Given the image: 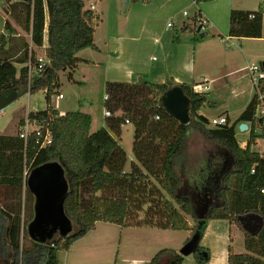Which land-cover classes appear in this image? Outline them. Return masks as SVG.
Wrapping results in <instances>:
<instances>
[{"label": "trees", "instance_id": "trees-1", "mask_svg": "<svg viewBox=\"0 0 264 264\" xmlns=\"http://www.w3.org/2000/svg\"><path fill=\"white\" fill-rule=\"evenodd\" d=\"M2 1L7 4L10 18L5 21V32L0 33V94L16 90L20 96L30 86V93L45 91L47 105L28 113L29 120L40 126L39 133L31 132L27 139L19 133L0 134V187L13 193L12 205L6 210L0 208L7 219L0 235V264H58L59 249L69 250L98 221L190 230L186 244L196 233L200 241L211 219L228 220L245 232V252H235L229 245L228 264H264V154L253 149L257 140L264 137V114H259L264 108V96L260 98L256 92L236 117L226 116L225 124L210 127L209 119L200 113L210 101L206 93L191 85H178L190 99V121L182 124L164 110L160 100L174 83L107 81L105 105L111 113L106 116L108 128L91 131L89 113L70 110L61 114L52 95L61 85L59 72L68 70L73 78L80 61L77 52L94 46V10L86 7L85 0ZM249 14L231 12V35H261L262 14L253 18ZM40 54L48 60L41 71L36 66ZM29 62L34 67L31 76ZM258 88L264 95V77H260ZM126 119L134 127L135 139L129 171L125 170L128 156L120 143L121 125ZM243 122L249 123L245 147L236 139V130ZM20 124H24V119ZM191 128L222 145L233 159L229 170L228 159L222 160L220 167L212 162L211 176L205 185L210 192L209 201L215 200L203 217L197 212L193 195L181 192L182 178L175 164ZM47 131L52 141L41 146ZM47 162H58L65 171L68 191L64 209L72 229L67 234L57 230L45 242L33 239L24 246L22 202L24 199L31 203L29 222L34 217L35 202L27 179L35 167ZM147 189L153 194V209H158L153 217L145 215L132 220V209L140 210L144 203L140 193ZM251 213L263 218L256 233L245 230L239 219ZM189 217L195 220L194 225ZM185 256L180 250L162 248L148 264H182ZM193 256L198 264H203L209 259V249L198 242Z\"/></svg>", "mask_w": 264, "mask_h": 264}, {"label": "crops", "instance_id": "crops-1", "mask_svg": "<svg viewBox=\"0 0 264 264\" xmlns=\"http://www.w3.org/2000/svg\"><path fill=\"white\" fill-rule=\"evenodd\" d=\"M87 1V7L92 8L96 15L94 46L77 52L80 61L75 72L83 65H91L100 73L101 78L99 79L103 84H106L107 81L130 83L147 81L153 83L172 82L175 86L179 84L191 85L196 91L206 93L210 104H206L200 113L206 116L209 121L219 115L236 117L254 96L255 91L250 90L247 95L246 86H242L244 82L246 83V78L243 77L251 80L250 71L247 76L233 78L237 71L243 70L237 67L234 53H236V49H239V52L246 57L247 43L263 38L264 34L262 33L260 36L231 35L230 18L233 10L251 12L255 9L259 13H263L264 17V0H209L199 3L194 0H174L171 4L166 5L172 1L168 0L167 3L160 5L157 10L153 8L151 15L134 21V23H131L127 17L120 20L113 15V21H111L113 24L109 23V25L105 22L100 30V21L104 22L102 16L107 13L104 0H100L99 3L97 0ZM135 1H142L145 4L152 3V0ZM1 2L4 1L0 0ZM5 5L9 19L7 4L5 3ZM186 9H191V15L185 16L183 14ZM198 11L209 20L207 31L206 29L199 31L196 26L194 16ZM250 15L255 16V13H250L248 17ZM169 20H173V27L171 28L167 26ZM177 24L179 25L177 26ZM99 31L101 34L98 35ZM237 40L239 41L238 45L235 43ZM36 51L41 52L39 49ZM85 83L88 82L85 81ZM200 84L202 86L207 84L208 89H201ZM219 84L221 87L217 92H214L212 88ZM224 87L235 90L234 97H237L235 105H238L240 101L243 102V100L245 102V96L247 101L238 110L228 106L221 110L218 115H212L210 114V107L216 108L218 106L217 98L221 95L220 92ZM58 93L61 92L58 90ZM63 98L64 96L59 99ZM53 102L61 114L65 113V111H60L56 99ZM30 111L27 110V112ZM245 123L248 128L244 131L248 133V137L243 142H240L236 137L240 144H247L249 138V123ZM125 124L131 123L126 122L121 125V134L122 126ZM102 127L108 128V125ZM205 181L187 179L185 184L182 181L181 192L189 195L193 192L196 193V197L200 199L198 200L199 205L201 199L208 200L210 196ZM214 200L212 199V201ZM211 203H209L208 208H210ZM194 204L196 205L195 201ZM190 224H192L191 221ZM233 225L225 219L208 221L199 241V245L209 249V259L203 264H228L229 245H232L234 249ZM171 230L155 224L121 226L98 221L94 229L76 240L67 251H70L74 245H78L77 248L90 251V260L96 259V263H100L104 255L107 257V253L113 252V249L116 248L119 243L118 238L122 240L125 234L129 252L122 258L128 261L127 264H148L153 255L162 248L180 250L191 235L190 230H177L176 232L179 234H172ZM152 231L153 236H150ZM149 239L153 242V246L147 245ZM231 239L233 240L231 241ZM74 260L75 262H73ZM65 261L64 264H84L79 255L72 257L71 261L68 258ZM107 261H109L108 257ZM116 262L114 261L113 264H117ZM182 264H198V262L191 253L185 256Z\"/></svg>", "mask_w": 264, "mask_h": 264}, {"label": "rangeland", "instance_id": "rangeland-1", "mask_svg": "<svg viewBox=\"0 0 264 264\" xmlns=\"http://www.w3.org/2000/svg\"><path fill=\"white\" fill-rule=\"evenodd\" d=\"M91 1V0H90ZM94 1V0H92ZM98 3L100 0H97ZM168 0H152L151 4H145L142 1H135V0H104V7L107 10L104 18V22H101V27L99 30L106 24H113L112 16H117L118 18L124 19L129 18L131 23L134 21H138L146 17L147 15H151L153 8L157 10L160 8V5L167 3ZM174 2L167 3L171 4ZM86 7L88 1L85 0ZM164 5V6H166ZM163 6V7H164ZM178 6V5H177ZM162 8V7H161ZM187 10V9H186ZM191 15V9L187 10ZM240 11V10H237ZM242 11V10H241ZM243 12L247 13V10H243ZM250 13L258 14V10L251 11ZM261 17V35L264 34V17L263 13ZM7 17L6 12V5L4 2L0 3V33L5 32L4 25ZM246 23V22H245ZM110 25V24H109ZM179 24H177L178 26ZM110 27V26H109ZM174 29V28H172ZM209 27H206V31ZM101 34V31H99ZM238 45L239 41H235ZM236 49V46H234ZM246 52L247 55L244 57L240 52L239 49H236V64L237 67L242 68L243 70L237 71L233 78L247 76L250 70L249 66L258 65L261 67L262 63H264V37L260 38L259 40L249 41L246 45ZM41 53V52H40ZM18 67H20L18 65ZM251 73V72H250ZM100 73L94 69L93 66H81L79 70H77L74 74L73 78L69 77V71H61L59 72L60 78V87L59 91L63 94V99H58L56 96L58 92H55L52 95V99L57 101L58 105L60 106V111H68V110H80L85 111L86 113H90L93 117L91 131H96L97 129L101 128L102 126H107V118H106V105H105V93H106V85L101 82ZM246 83L242 84V86H246L247 95L250 90L257 92L256 86L253 84L252 81V74L251 80L247 77ZM242 78V79H243ZM88 82V83H85ZM225 82V80H224ZM207 85V84H206ZM221 84L213 87L212 90L217 92ZM241 87V86H240ZM200 88L202 89V85L200 84ZM223 89V88H222ZM204 90V89H203ZM234 89H228L227 87L221 90V95L217 98L218 106L210 107V114L218 115L221 110H224L225 107H230L231 109H240V107L245 102L240 101L238 105H235L236 98ZM219 93V92H218ZM58 99V100H57ZM47 102L45 98L44 90H39L35 93L27 94L23 93L20 95L16 100H14L9 105L3 108V112H0V134H17L19 133L21 126L20 121L26 118L28 114L27 110L31 111H39L46 108ZM240 105V106H239ZM233 115V114H232ZM233 117V116H231ZM210 127H216L209 123ZM35 126H30V128H34ZM132 124H125L122 126V134H121V145L125 149L128 161L125 167L126 171L131 170L130 165L131 161L134 159L133 157V146H134V129ZM236 137L240 142H243L247 139L248 133L246 131H241L240 129L236 130ZM253 149L264 153V140L258 139L257 142L253 145ZM228 159V160H227ZM227 160L226 168L229 170L233 167V159L232 157L226 152L225 148L216 143L208 140L200 130L191 128L189 131V135L185 141L183 149L181 153L177 156L175 164L179 175L182 178L183 183L189 180H207L210 168L213 163H217L216 166L221 164V161ZM220 174V173H219ZM13 193L11 189H5L0 187V208L8 209L13 201L12 198ZM24 197V194H23ZM140 198L144 200V203L141 205L140 210L132 209L131 212L132 220L139 217H144L146 215L147 218L153 217V212L157 211L153 209V194L147 189L146 192L142 191L140 193ZM212 202V200H211ZM34 206V203L32 204ZM22 217L24 219V231L22 234V244L24 246L30 245L33 239L30 237L27 231L28 226V217L30 212L31 203L23 199L22 202ZM192 225L195 224V220L189 217ZM7 224V219L1 215L0 213V235L4 233L5 226ZM233 246L235 252H245L244 246V238L245 232L244 230L234 224L233 225ZM177 230L172 229L170 232L172 234H179L176 232ZM150 236H153V231L150 232ZM1 239V238H0ZM233 240V239H232ZM119 242V243H118ZM118 245L113 252L109 251L107 253V257L104 255L101 258L100 263H96V259L93 261L90 260V251L86 249L77 248L78 245H74L70 251L66 249H59L58 251V259L60 261L59 264H64L67 258L71 261V258L78 255L83 259L84 264H113L114 261H117V264H127L128 261L124 257L128 252L129 249L127 247V237L123 236L122 240L118 238ZM129 244V242H128ZM147 245H152L153 242L149 239ZM70 254V255H69ZM193 258V257H190ZM193 260V259H192ZM75 262V260L73 261Z\"/></svg>", "mask_w": 264, "mask_h": 264}, {"label": "water", "instance_id": "water-1", "mask_svg": "<svg viewBox=\"0 0 264 264\" xmlns=\"http://www.w3.org/2000/svg\"><path fill=\"white\" fill-rule=\"evenodd\" d=\"M16 90H8L0 94V112L3 108L18 98ZM164 110L180 123L190 121V99L181 86H173L160 97ZM248 125L243 122L239 129L244 131ZM28 187L35 196L34 217L28 223L27 231L36 241L45 242L57 230L67 234L72 229V223L64 209V201L68 191L65 171L58 162H47L35 167L27 179ZM243 227L250 233H256L263 225L259 214L251 213L241 216ZM199 234L183 245L180 252L189 255L198 248Z\"/></svg>", "mask_w": 264, "mask_h": 264}, {"label": "built area", "instance_id": "built-area-1", "mask_svg": "<svg viewBox=\"0 0 264 264\" xmlns=\"http://www.w3.org/2000/svg\"><path fill=\"white\" fill-rule=\"evenodd\" d=\"M183 14L185 16H188L189 12L187 10H184ZM249 17L253 18L254 15H250ZM194 19H195L196 26L198 27L199 31L206 29V27L209 25V20L205 16H203L199 11L196 12V14L194 16ZM167 26L169 28L173 27V20H169L168 23H167ZM46 61H48V60L46 59L44 54H40L38 56L37 62H36V66H37V69L39 71H41L42 68L44 67V65H46ZM31 64H32L31 62H29V64H28L29 65V69H30L29 76H31V74H32V72L34 70V67ZM249 70H250V72L252 74L253 84L256 86V89H257V92H258L260 98H263L264 95L262 94V92L258 88V83H259L260 77H264V71L262 70V66L259 67L258 65H252V66H249ZM202 88L204 90H206V89H208V86L203 85ZM27 94L28 95L31 94L30 93V86H29V89L27 91ZM56 97L58 99L62 98L63 94L58 93ZM107 98H108V95L106 94L105 95V99H107ZM259 114H264V108L259 110ZM105 115L106 116H110L111 115V113H110V111L108 109H106V114ZM156 118H159V116H156ZM126 122H129V120L126 119ZM226 122H227V117L224 116V115H219L217 117H213L209 121V123L211 125H213V126H220L222 124H225ZM30 126H35V127L34 128H30ZM20 130H21V131H19L20 136L23 137L24 139H27L31 132L37 131V133H39L40 126L37 125L36 121H34V122L30 121L29 118H28V114H27L26 118L24 119V124H23V126H21ZM263 140H264V137H263ZM51 141H52V135H51L50 131H47L46 134H45V137H44V139L42 141L41 146H46ZM240 145L243 146V147L246 146V144H240ZM262 192H264V189H262Z\"/></svg>", "mask_w": 264, "mask_h": 264}, {"label": "flooded vegetation", "instance_id": "flooded-vegetation-1", "mask_svg": "<svg viewBox=\"0 0 264 264\" xmlns=\"http://www.w3.org/2000/svg\"><path fill=\"white\" fill-rule=\"evenodd\" d=\"M192 195H193V197H194V201L196 202V205H197V212H198V214H199V216H205L206 215V213H207V210H208V206H209V203H210V201H209V199L207 200V199H205V200H202L201 199V201H200V203L202 204H199L198 205V200H200V199H198L197 197H196V193H192ZM204 201V202H203Z\"/></svg>", "mask_w": 264, "mask_h": 264}]
</instances>
